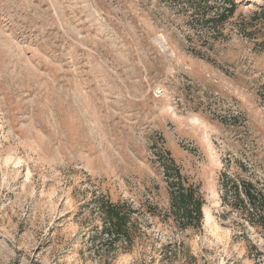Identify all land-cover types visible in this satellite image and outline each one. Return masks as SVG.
<instances>
[{"label": "rangeland", "instance_id": "obj_1", "mask_svg": "<svg viewBox=\"0 0 264 264\" xmlns=\"http://www.w3.org/2000/svg\"><path fill=\"white\" fill-rule=\"evenodd\" d=\"M222 1L0 0V264H264L219 186L264 179V16L238 28L264 0L214 35ZM166 153L200 187L199 228L169 215ZM100 196L132 207L127 242Z\"/></svg>", "mask_w": 264, "mask_h": 264}, {"label": "trees", "instance_id": "obj_2", "mask_svg": "<svg viewBox=\"0 0 264 264\" xmlns=\"http://www.w3.org/2000/svg\"><path fill=\"white\" fill-rule=\"evenodd\" d=\"M182 2L192 12H200L207 15V10L212 6L208 0H172ZM224 7L216 15L204 18V22L211 27L214 35L222 34L224 22H227L237 9L235 0H223ZM264 9H259L258 14L248 23L241 21L239 31L249 36L259 31L260 25H255L256 17H263ZM252 27V29L250 28ZM264 48V42L261 44ZM264 99V92H263ZM163 176L166 180L170 199L169 215L178 225L199 228L202 221V208L204 198L199 185L193 183L184 176L174 161L166 153V158H161ZM221 202L226 209L223 217L234 230L248 240L249 232L253 231L264 240V179H257L253 174L229 176L226 172L221 173L219 179ZM94 205L106 232L113 241L130 239V220L132 207L125 202L112 203L105 197H95Z\"/></svg>", "mask_w": 264, "mask_h": 264}, {"label": "bare ground", "instance_id": "obj_3", "mask_svg": "<svg viewBox=\"0 0 264 264\" xmlns=\"http://www.w3.org/2000/svg\"><path fill=\"white\" fill-rule=\"evenodd\" d=\"M210 219H211V218H210V216L208 215V213H205V215H204V220H205L206 222H208Z\"/></svg>", "mask_w": 264, "mask_h": 264}]
</instances>
